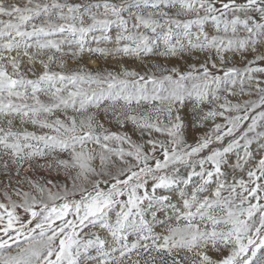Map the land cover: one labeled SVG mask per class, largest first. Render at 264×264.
I'll use <instances>...</instances> for the list:
<instances>
[{
    "label": "snow or ice",
    "instance_id": "6c2138e0",
    "mask_svg": "<svg viewBox=\"0 0 264 264\" xmlns=\"http://www.w3.org/2000/svg\"><path fill=\"white\" fill-rule=\"evenodd\" d=\"M0 264H264V0H0Z\"/></svg>",
    "mask_w": 264,
    "mask_h": 264
}]
</instances>
